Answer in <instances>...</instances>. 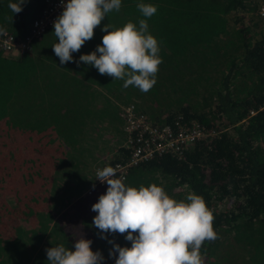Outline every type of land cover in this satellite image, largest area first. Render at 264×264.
<instances>
[{
	"label": "trees",
	"instance_id": "trees-1",
	"mask_svg": "<svg viewBox=\"0 0 264 264\" xmlns=\"http://www.w3.org/2000/svg\"><path fill=\"white\" fill-rule=\"evenodd\" d=\"M136 1L124 0L121 16L130 17L125 7L131 5L135 19L150 24L162 58L157 82L142 93L114 80L119 84L107 86V91L156 124L181 115L216 134L196 142L181 158L163 155L130 168L124 182L134 187L156 183L177 200L190 191L202 196L218 235L200 249L205 264H236V258L242 264H264V32L252 36L255 28L264 29V21L236 25L245 11L257 10L260 17L259 4L249 8V0ZM10 2L17 0H0V34L23 39L44 0H26L17 14L9 9ZM140 2L155 5L157 12L143 17L137 8ZM236 14L239 18L232 21ZM43 36L20 57H5L0 50V264L46 262L38 246L45 237L41 231L48 228L44 223L51 209L54 173L62 146H69L76 160L84 156V118L105 121L113 131L124 124L122 107L114 103L116 108L107 109L112 104L108 97L97 107L74 65L60 64L52 49L57 41L48 45ZM102 108L98 115L96 110ZM105 187L94 192L97 200ZM87 191L84 195L91 194ZM83 198L75 202L80 212L87 209L89 197ZM225 199L232 205L220 211L218 202ZM91 217L80 221L83 234H89L85 226ZM24 221L32 225L30 232L19 228ZM93 229L92 244L102 242L98 251L113 248L108 242L113 233H104L105 239L94 224ZM116 240L131 247L118 235Z\"/></svg>",
	"mask_w": 264,
	"mask_h": 264
},
{
	"label": "clouds",
	"instance_id": "clouds-1",
	"mask_svg": "<svg viewBox=\"0 0 264 264\" xmlns=\"http://www.w3.org/2000/svg\"><path fill=\"white\" fill-rule=\"evenodd\" d=\"M25 2H10L8 7L17 14ZM61 5L63 11L53 23L57 42L52 49L60 64H65L72 62L73 53L94 37V29L106 14L120 10L121 0H61ZM137 8L145 18L157 12L150 3L140 2ZM9 19L12 21L13 16ZM101 30L105 33L101 44L90 54L80 55L76 62L91 65L112 80H122L124 88L132 86L142 93L149 92L157 82L162 58L147 19H140L138 27L129 21L123 27L106 24ZM96 179L106 183L107 190L91 207L97 213L94 226L101 238H107L104 233H119L131 242V247H121L108 241L113 244L109 256L115 257V264H202V245L218 239L212 211L194 192L177 200L156 183L129 186L111 166L98 169ZM91 244L90 239L80 236L75 239L74 251L64 245L48 248V264H102L103 255L93 251Z\"/></svg>",
	"mask_w": 264,
	"mask_h": 264
},
{
	"label": "rangeland",
	"instance_id": "rangeland-1",
	"mask_svg": "<svg viewBox=\"0 0 264 264\" xmlns=\"http://www.w3.org/2000/svg\"><path fill=\"white\" fill-rule=\"evenodd\" d=\"M251 3L248 6L253 7V6H257L258 4L261 5L264 3V0H249ZM131 2V0H130ZM132 3H137L136 0H133ZM123 4H124V0H121V8L120 10L117 12L115 10H113L112 12L106 14L105 19L101 22V25L96 27L94 29V37L85 42V44L87 45V47L81 48L79 50V52H75L73 53V61L72 62H68L67 64L69 65H74L73 68H75V70L77 69L78 72L77 73H81L82 72V77L85 78L84 82V86L87 89L92 83H95L97 85L102 84L103 87L106 86H110L113 84H119L117 81H114L112 79H109L108 81H106L109 76L107 75H101L97 69H95L94 67H92L91 65H87L84 64L83 62L77 63L76 61H79V57L80 55L83 54H90L92 51H94L97 47V45H100L102 42V37L103 35H105V33L101 30L104 25L106 24H110L113 27H123V25L129 21L135 23L137 25V27L139 26V20L135 19V17H137L135 15V8H133L131 5L125 9H127V15L130 17H126L123 18L124 15L123 14ZM130 14V15H129ZM134 14V15H131ZM237 15V14H236ZM239 18V15L237 16H233L232 17V21H236ZM257 16V10H248L245 11L244 14V19L242 22H238L236 23V25L241 24V23H248V22H253V21H258V23L260 24L262 21H264L263 18H261L262 20H260ZM249 20V21H248ZM239 21V20H238ZM264 24V22H263ZM262 24V25H263ZM150 25V24H148ZM111 29H109L110 31ZM54 28H52L51 30L47 31L46 33H44L43 36V40L47 41L48 45H50L51 40H56L55 35L53 33ZM264 32V29L261 28H255L254 32L252 34L253 35H257V34H261ZM149 33L152 34L151 30L149 29ZM153 35V34H152ZM48 45L46 46L47 48ZM94 45V46H91ZM74 70V69H73ZM97 70V72H96ZM94 72L97 73V79H95L94 77H89L91 76ZM101 80V81H100ZM89 82V83H87ZM82 85L79 84V87H81ZM133 100V98L128 100V103H130V101ZM98 102V101H96ZM98 105V103H97ZM120 105V102H119ZM124 106V105H123ZM122 107V106H121ZM114 109L116 108L114 103L107 105V109ZM98 115L100 114V112L103 111V108L100 110H96ZM114 112V111H112ZM116 113V111L114 112ZM148 115V114H147ZM149 116V115H148ZM107 117V116H105ZM96 117H93L92 119H94ZM108 118V117H107ZM118 118V117H117ZM119 120L118 123H121V120L118 118L117 121ZM101 124V123H100ZM109 128V130H107V128ZM105 125H97L96 132L99 135H103L107 132H109L106 136L107 138V142L100 146L99 149H93L92 146L88 145V144H82L84 146V148L81 149H85L84 152V156H82L81 160H87L89 163L86 164H82L81 166H78L77 168H75V170L73 171V173L71 172V170H73V167L71 166V164L67 163V157L69 158L70 156V152H71V148L69 146H62V152H61V158H59L58 162H57V167H56V171L54 173V178H53V182H54V187L52 188L51 192H50V199H51V209L50 211H47L48 214L45 215V225L44 227H48L46 231H41V233L45 234V237H43L41 244L38 246V252L42 251L43 254H45V258H46V262H41V264H48V258H47V254H46V249L51 248V247H55V246H59V245H64L66 248H70L71 250L74 251V242L75 239L79 238L80 236H83V238L85 239H90L93 243V234H95V231L93 229V221L91 222V224L88 222V226H85V229L89 232L88 235L83 234L82 233V228L84 226V224L82 223V227L80 226V221L86 217H88L89 215H91V219L93 220L94 216L97 215V213L93 212L91 210V207L94 203H96L98 200L96 199V197H94V192L96 191H105L106 187L105 186H101V185H95L94 183V174L92 171V182L89 181V179L91 180V175H87L86 172H89L90 169L93 170V168L101 162H105L106 160H112V156H121V152H115V155L113 152H110L116 145L119 144V148H122L123 144H124V140L126 138L125 133L122 130L123 124L120 126V128L117 126V128L115 129V131H113L109 126V124L107 123ZM103 129V131H102ZM79 147V146H78ZM117 147V148H118ZM118 148V149H119ZM117 149V151H118ZM93 152V153H92ZM113 153V154H112ZM111 158V159H110ZM113 159H116L115 157ZM97 162V163H95ZM96 164V165H95ZM95 165V166H94ZM94 166V167H93ZM93 167V168H92ZM62 175V176H60ZM78 180L77 184H75V181ZM67 183H64V182ZM82 183V185H80ZM88 190L91 192V194L88 195H84L85 191ZM82 197H84V201L87 197H89V199L87 200V209L83 210L80 212V207H77L76 205V201H78L79 199H82ZM83 201V203H84ZM7 202L9 203V205H13V201L11 198L7 199ZM231 200H223V201H219L218 202V209L220 211L222 210H226V208H228V206H230ZM75 203V204H74ZM225 205V206H223ZM232 205V204H231ZM91 213V214H90ZM19 228L24 229L28 232H30L32 225L27 224V222H21ZM16 235V233H15ZM28 235V234H27ZM116 235H118V239L119 237H122L123 240L125 239V235H121V234H116L113 233V238L111 239L115 244H119L121 247H123L124 243H119V241L116 240ZM15 237V236H14ZM102 242L96 241L94 242V244L91 245V248L93 251H98L97 247L99 244H101ZM128 243H131L130 241H128ZM113 245V244H112ZM105 250H100L101 254L104 257V260L102 262V264H115V257H110L109 256V252L112 249V246H105L104 248ZM118 255V253L116 254ZM205 258H202V264H205V262H203ZM29 262V263H28ZM25 264H34L33 261H28ZM236 264H242V261L239 258H236ZM227 264H231V262H227Z\"/></svg>",
	"mask_w": 264,
	"mask_h": 264
},
{
	"label": "built area",
	"instance_id": "built-area-1",
	"mask_svg": "<svg viewBox=\"0 0 264 264\" xmlns=\"http://www.w3.org/2000/svg\"><path fill=\"white\" fill-rule=\"evenodd\" d=\"M67 3V0H64ZM63 11L61 0H44L39 14L33 19L28 34L23 39H15L11 34H0V50L5 57H20L30 48V43L40 38L53 28L55 19ZM258 15L264 18V3L259 5ZM250 111V114H253ZM120 117L123 119L122 130L126 135L120 150L121 159L106 160L93 168L94 184L107 186L96 179V171L106 166L116 169L117 177H126L130 168L147 162L152 158L173 155L181 158L183 151L188 150L196 142L206 140L216 131L205 128L197 120H187L181 115L174 116L166 123L156 124L147 114L134 109L132 104L122 106ZM90 193V191H87Z\"/></svg>",
	"mask_w": 264,
	"mask_h": 264
},
{
	"label": "crops",
	"instance_id": "crops-1",
	"mask_svg": "<svg viewBox=\"0 0 264 264\" xmlns=\"http://www.w3.org/2000/svg\"><path fill=\"white\" fill-rule=\"evenodd\" d=\"M91 46H94V45H91ZM76 71L78 72L77 69H76ZM78 74L80 75L81 79L83 81H85V78L82 77V72L78 73ZM89 77H94L95 79H97V73L94 72ZM97 80H99V79H97ZM87 83H89V82H87ZM108 89L109 88L107 86L103 87L102 84L97 85L95 83H92L90 85V92L92 91V97H93L92 102L100 101L104 97H108L110 99V101H112V103L119 104V102H120V106H123L124 103L120 99H118L117 96H114L111 92L107 91ZM113 89H115L117 91H120L117 87L116 88L113 87L112 90ZM97 103H98L97 107H99L101 105V103L100 102H97ZM103 118H105L104 120H106L107 117H103ZM93 121H91V119L87 120V117L84 118V125L82 127L83 128L82 135H84V138H85L84 140H86V144L92 146L93 149H96V148L99 149L100 146L104 145L108 141L106 136H107V134L109 132L105 133L104 135H103V133H102V135L97 134L96 129L99 128V127H97V125L98 126L99 125H105L106 126L107 122L102 121L101 124H100V123H97L96 121H94V122ZM106 128H107V126H106ZM119 128H120V126H119ZM107 130H109V128H107ZM120 130H121V128H120ZM102 131H103V129H102ZM118 146H119V144L116 145L110 152H113L114 155H115V152H119V151L121 152L122 150H120V148ZM117 149H118V151H117ZM69 154H70L69 158L67 157L66 159H67V163L71 164V166L73 167V170H75V168H77L78 166H81L82 164L89 163L87 160L80 161L82 157L81 158L78 157L79 161L76 160L77 159L76 153L70 152ZM114 157H116V156H112L111 158L113 159ZM95 163H97V162H95ZM73 170H71V171H73ZM86 174L87 175H89V174L91 175V180L89 179V181L92 182V169H90L89 172H86ZM77 182H78V180L75 181V184H77Z\"/></svg>",
	"mask_w": 264,
	"mask_h": 264
}]
</instances>
